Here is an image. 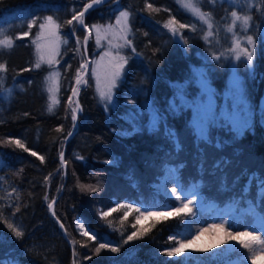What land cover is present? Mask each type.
Wrapping results in <instances>:
<instances>
[{
	"label": "trees",
	"instance_id": "trees-1",
	"mask_svg": "<svg viewBox=\"0 0 264 264\" xmlns=\"http://www.w3.org/2000/svg\"><path fill=\"white\" fill-rule=\"evenodd\" d=\"M197 1L213 20L216 6ZM90 2L0 0V39L13 40L11 48L0 47V64L6 66L0 71V264H239L251 259L248 248L223 242L211 250L200 247L187 259L170 257L166 252L187 232L191 213L173 212L144 224L136 218L137 209L176 208V200L157 187L168 171L177 190L192 193L201 208L217 216L250 213L264 229L261 36L252 33V64L240 59L233 68L228 38L217 30L207 40L204 27L172 0H108L86 14L84 25L92 32L93 26L112 24L119 12H128L130 47L119 53L127 63L108 106L97 99L89 76L84 79L74 126L70 93L81 65L86 66L84 56L92 62L99 50L91 36L82 48L85 31L67 21ZM49 16L59 25L61 46L54 68H37L31 39ZM173 19L175 32L165 27ZM30 21H35L31 28ZM51 69L59 78L57 103L50 110L45 78ZM232 73L237 83L230 82ZM199 76L213 103L212 115L202 122L196 117L205 96ZM222 112L237 116L238 125ZM195 122L205 129L203 136ZM54 200L56 220L48 212ZM77 222L89 235L77 229ZM9 225L23 235L17 238ZM133 232L138 238L127 240ZM101 243L120 251L105 248L96 254Z\"/></svg>",
	"mask_w": 264,
	"mask_h": 264
},
{
	"label": "rangeland",
	"instance_id": "rangeland-1",
	"mask_svg": "<svg viewBox=\"0 0 264 264\" xmlns=\"http://www.w3.org/2000/svg\"><path fill=\"white\" fill-rule=\"evenodd\" d=\"M179 8H181L185 13H187L191 18H193L195 21H197L201 26L205 29V37H207V40H211L213 37L214 31L217 32V30L225 36L228 39L229 43V50L232 53V61L230 63V67H233L237 64V62L240 59H243L245 61L246 57L241 54L240 59L236 58V54L239 51L233 50V46L236 41L240 42V48H247L250 52L253 50V44L249 45L247 42V37L251 35L255 31L259 33L261 36L260 39L264 42V0H206L211 4V6L216 9L214 13V19H218V21L221 20L223 22V25H216L213 20L212 16L210 17L199 9L198 1L197 0H191V2L194 4L196 8L199 9V12L204 14L205 19L208 21L207 23L204 22V20L200 19L198 15H194L191 10L183 6V3L186 2V0H172ZM214 11V9H213ZM228 11V12H227ZM235 11L238 16L244 17L248 16L250 17V20L248 21L247 26H243L241 21H237L236 24L232 25L233 17L231 16V13ZM126 12V11H121ZM119 12L112 24L106 23L104 25H96V27H93V31L90 32L87 28V32L85 31V37H88L87 41L90 40V36L92 41H94L95 47L97 50H99L97 58H95L92 62H90L87 55L84 56L85 58V67H81L78 75L81 76L84 74V76L81 78V82L75 86L74 88L77 89V92H79L78 88L81 83H83L84 79L89 76L92 82L93 90L95 95L97 96V99L99 102L106 106L108 103L112 104L113 102V90L112 88V99L111 101L106 100L105 98H102L100 95L101 91H107L108 85L111 82V79L113 77V74L117 70V65L120 63H123L121 61L120 57H122L120 52L124 50H128L130 47L129 44V37H130V25H129V17L128 15V23L127 28L124 29L123 22L120 24H117V18L120 17ZM226 12V13H224ZM128 13V12H127ZM129 14V13H128ZM254 16L253 22L252 17ZM218 17V18H217ZM214 20V21H216ZM33 22H28L29 24H32ZM43 24L46 25V27L41 30L40 25L38 26V31L36 35L31 39V46L33 49V54L35 57L36 63L39 61L40 66H47L54 68L57 63V57L59 54L60 46H61V40L57 33V28L54 27V25L48 24L46 19L42 21ZM41 23V24H42ZM211 24V29L208 27V24ZM229 26H232V31L229 32L227 29ZM96 28H100V43H97V32ZM55 32L56 35H50L51 32ZM211 33V34H209ZM85 37L82 42V48L85 49ZM253 38V37H252ZM37 44L41 45L40 49H37ZM58 44V52L52 57L51 49L54 48ZM86 53V51L84 50ZM43 55L44 60H39V57ZM52 57L53 63L49 64L47 60ZM88 66V69H86ZM121 75V72H120ZM116 79L117 80L120 78ZM58 78L59 73L55 69H51L50 72L46 75L45 78V86L49 97V104L51 108L55 106L57 103V91H58ZM230 82L237 83L236 76L232 73L230 75ZM200 78L198 80V84L201 86V89L205 92L204 96V103L202 104V107L199 108L197 112V120L199 122H202L205 117L212 115L211 109H213V103H212V96L211 91L207 88V85L205 81ZM231 83V84H232ZM116 85V84H115ZM233 85V84H232ZM49 88H52V92H49ZM73 89V87H72ZM71 99V97H70ZM264 99V96H263ZM72 100V99H71ZM108 106V105H107ZM261 107L264 109V100L261 103ZM50 109V107H49ZM73 109H75V104L71 108V111L73 112ZM222 116L228 118V120L232 121L233 126H237V116L232 115V113H221ZM195 124L198 126V122H195ZM172 185L176 189L177 196L179 195L181 199H177L176 197H172L166 194V185ZM161 192L162 195L165 197L168 196V198H172L176 200L177 208H182L183 204L189 203V207L191 208V218L188 219V225H187V232H183L181 236L177 239V246L181 242L186 244V247L183 249L182 253L180 254L184 259L189 258L192 256L200 247H207L208 250H211L212 248H215L220 244L221 242L227 244V245H233V246H239L241 248H244L241 246V243L239 240L231 239L228 235V233H232L233 235H236L238 233H244L249 232L252 233L254 236L258 237V239L254 242L250 243V247L248 248L251 251V259L248 260H241L239 264H247L248 261L252 260H262L264 261V229L260 228L259 223L256 218H254L250 213H241L239 215H221L217 216L211 213L209 210L203 209L200 207L199 203L194 200V197L192 196V193H180L178 192L176 185L174 184L173 178L171 176V173L168 171L165 173L163 178L160 180L158 186H157ZM131 207H128V210H130ZM174 210L166 211V212H144V211H138V215L140 217L138 224H144L149 220V218H158L160 216H170ZM143 213V215H141ZM148 213H155L156 215H148ZM137 221V218H136ZM242 239L245 242H249V237L245 236L242 237ZM226 241V242H225ZM247 249V248H244ZM175 257V256H173ZM264 263V262H263Z\"/></svg>",
	"mask_w": 264,
	"mask_h": 264
},
{
	"label": "snow or ice",
	"instance_id": "snow-or-ice-1",
	"mask_svg": "<svg viewBox=\"0 0 264 264\" xmlns=\"http://www.w3.org/2000/svg\"><path fill=\"white\" fill-rule=\"evenodd\" d=\"M101 3V0H91L90 3H87L84 5V8L82 11H79V12H76L73 16H72V19L71 20H68L67 23L68 24H72L73 21H76L77 23H79L80 25H84V14L85 12L88 11L89 8H92L93 5L95 4H99ZM183 6L188 8L189 10H191L193 12L194 15H198L200 17V19L204 20L205 23H207L208 21L205 19L204 17V14L200 13L199 12V9L196 8L194 6V4L191 2V0H186V2L183 3ZM149 8H151V5L149 4L148 5ZM128 13L127 12H121L120 13V17L117 18V24H120L121 22H123V25H124V29L127 28V23H128ZM231 16L233 17V20H232V25L234 26L236 24L237 21H241L242 25L243 26H247L248 24V21L250 20V17L248 16H244V17H240L237 15V13L235 11H233L231 13ZM46 21L48 22V24L50 25H54L55 28H59V25H56L55 24V21H53V18L51 16L47 17L46 18ZM35 23V21H33V24ZM176 23V21L173 19V20H170L167 24H165V27H168L171 31L175 32L176 29L174 27H172V25H174ZM32 27V24H29V28ZM46 27L45 24H40V28L41 30H43L44 28ZM86 27V26H85ZM93 27H96V26H93ZM180 27H186V25H180ZM208 27L211 29L212 25L209 23L208 24ZM229 32L232 31V26H229V28L227 29ZM96 32H97V43L99 44L100 43V28H96ZM211 34V33H209ZM24 36H27L28 33L25 32L23 33ZM50 35H56V33L53 31L50 33ZM207 38V37H206ZM88 37H85V43L87 41ZM247 42L249 45H252L254 44V41H253V38L251 36H248L247 37ZM78 43H79V40H78ZM130 43V42H129ZM13 46V40L10 38V37H5L4 39H0V47H7V48H11ZM41 47V45L37 44V49L39 50ZM239 49V51L237 52L236 54V58L237 59H240V56L241 54H243L245 57H246V60H247V63L249 65L252 64V61H253V54L252 52H250L247 48H243L241 49L240 48V42L239 41H236L234 46H233V50H237ZM51 52H52V57H54V55L58 52V44L51 49ZM50 57L47 62L49 64L53 63V58ZM217 59H219L218 57H216ZM121 61H123V63H120L119 65H117V70L116 72L113 74V77L111 79V82L110 84L108 85V88H107V91H101L100 92V95L102 98H105L106 100L108 101H111L112 99V88L115 87V84H116V79L119 77L120 75V72L122 71L123 67H124V64L127 63V60L123 57H120ZM39 60H44V56L41 55L39 57ZM35 67L39 68L40 67V62L38 61L35 65ZM81 67H85L84 65H81ZM0 71H6V66L4 64H0ZM81 82L80 78H79V75H78V78H77V84H79ZM203 82V80H202ZM49 92H52V88H49ZM74 94H75V90H74ZM50 110H51V106H50ZM72 119L73 121H75L76 119V114H75V109H73V114H72ZM198 129H199V132H200V135L203 136L205 134V129L198 125ZM17 144H19V141H16ZM22 146V145H21ZM27 150V149H26ZM33 155H36V153H32ZM61 158L63 159V153H61ZM41 160H43V157H40ZM262 185H264V181L261 182ZM95 190V189H93ZM176 192V189L174 188L173 189V193ZM262 193H264V188H262ZM178 200L181 199V197L178 195L176 197ZM189 203H191V201H189L188 203H185L183 204V207L182 208H177L175 209V212L177 214H179L180 212H185V213H191V208L189 207ZM49 207H51V204L49 205ZM129 207H131L129 205ZM116 209H112V211H115ZM137 211H139V209H137ZM109 213H103L104 216H107ZM141 215H143V213H141ZM148 215H156L155 213H148ZM127 216V213H125V217ZM264 219V218H262ZM140 220V217L138 216L137 217V222H139ZM61 227H63V225L61 224ZM79 227L81 229L84 228V225L83 224H80ZM133 227H135V225H133ZM9 228H11L15 234V236L17 238L21 237L23 235V233L21 231H18L16 230L15 228H13L12 225H9ZM145 232L147 231V229L144 230ZM85 236L89 235V233L87 231H84L83 233ZM229 237L231 239H234V240H239L240 243H241V246L244 247V248H249L250 247V243L251 242H254L258 239V237L254 236L252 233H249V232H244V233H238L236 235H233L232 233H228ZM249 237V242H245L242 237ZM134 238H138V235L136 232H133L131 235L128 236L127 240H132ZM91 239H95V237H91ZM127 240L125 241V243H127ZM226 242V241H225ZM186 247V244L181 242L179 244V246L177 247H173L171 248L170 250H168L166 252V254L168 256H178L182 253L183 249ZM105 248H110V250L113 252V253H118L120 251V248L119 247H110L109 244H106V243H101L99 244V246L95 249V252L96 254H99L101 249H105Z\"/></svg>",
	"mask_w": 264,
	"mask_h": 264
},
{
	"label": "water",
	"instance_id": "water-1",
	"mask_svg": "<svg viewBox=\"0 0 264 264\" xmlns=\"http://www.w3.org/2000/svg\"><path fill=\"white\" fill-rule=\"evenodd\" d=\"M106 1H108V0H101V3L93 5L92 8H89L88 11L85 12L84 17H85L86 14L89 13L90 11H92V10L98 8L99 6H102ZM82 10H83V9H82ZM75 23L77 24L78 27L82 28L83 30H85V31L87 30V27H85V25H80V24L77 23L76 21H75ZM86 32H87V31H86ZM86 69H88V66H87ZM84 74H85V73H84ZM84 74H82L81 76H79L80 80H81V78L84 76ZM77 85H78V84H77V79H76V81H75V83H74V85H73V89L71 90V94H70V96H71L73 102L75 103V114H76V119H75V122H74V126H76L77 115H78L79 112H80V106H79V103H78V100H77V98H78V92H77V95L75 96V98H73V90H74V87L77 86ZM72 135H73V133L71 132V133L67 136L66 141H67L68 139H70V138L72 137ZM60 165H61V168H62V170H63V172H64V170H65V164H64V160H63L61 157H60ZM63 176H64V178H65V173H63ZM55 202H56V200H54V201H52V202L49 203V205L51 204V207H49V205H48V212H49L50 216H51L52 218H54V220H56L55 217H54V215H53V206H54ZM56 222H57L58 226L61 227V223L58 222V221H56ZM80 224H81V223H78V224H77V229L83 231V229H81V228L79 227ZM61 228H62V227H61ZM62 236H63L64 239H66L65 233H63ZM66 241H67L68 245L70 246V243L68 242L67 239H66Z\"/></svg>",
	"mask_w": 264,
	"mask_h": 264
},
{
	"label": "bare ground",
	"instance_id": "bare-ground-1",
	"mask_svg": "<svg viewBox=\"0 0 264 264\" xmlns=\"http://www.w3.org/2000/svg\"><path fill=\"white\" fill-rule=\"evenodd\" d=\"M74 90H75V94H74ZM74 90H73V98H75V96L77 95V89L74 88ZM165 188H166L165 192H166L167 195L172 196V197H176L177 196L176 192L173 193L174 187L172 185L167 184Z\"/></svg>",
	"mask_w": 264,
	"mask_h": 264
}]
</instances>
